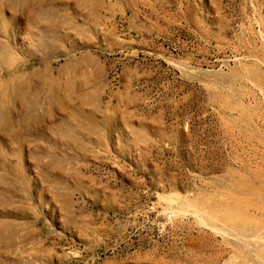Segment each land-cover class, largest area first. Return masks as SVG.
Returning a JSON list of instances; mask_svg holds the SVG:
<instances>
[{"label":"rangeland","instance_id":"374dc122","mask_svg":"<svg viewBox=\"0 0 264 264\" xmlns=\"http://www.w3.org/2000/svg\"><path fill=\"white\" fill-rule=\"evenodd\" d=\"M0 264H264V0H0Z\"/></svg>","mask_w":264,"mask_h":264},{"label":"built area","instance_id":"2783aa9c","mask_svg":"<svg viewBox=\"0 0 264 264\" xmlns=\"http://www.w3.org/2000/svg\"><path fill=\"white\" fill-rule=\"evenodd\" d=\"M151 207L153 209V206ZM173 225H174V214L171 211L165 212L162 222H160L157 227L158 234H160L161 236L167 235V233L171 231Z\"/></svg>","mask_w":264,"mask_h":264}]
</instances>
